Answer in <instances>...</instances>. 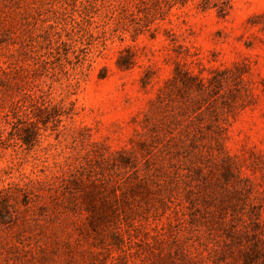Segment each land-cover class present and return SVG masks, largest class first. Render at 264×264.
<instances>
[{
  "label": "rangeland",
  "instance_id": "374dc122",
  "mask_svg": "<svg viewBox=\"0 0 264 264\" xmlns=\"http://www.w3.org/2000/svg\"><path fill=\"white\" fill-rule=\"evenodd\" d=\"M60 1L0 0V264H264V0L96 1L81 63Z\"/></svg>",
  "mask_w": 264,
  "mask_h": 264
},
{
  "label": "trees",
  "instance_id": "16d2710c",
  "mask_svg": "<svg viewBox=\"0 0 264 264\" xmlns=\"http://www.w3.org/2000/svg\"><path fill=\"white\" fill-rule=\"evenodd\" d=\"M96 1H101L108 11V19L101 34V38L106 41L108 36L115 31L110 27L112 21L118 20L122 23V27L127 29L128 24L125 21L133 20L135 24H139L142 15L148 18L154 14L160 8L163 0H133L130 6H126L120 0H61L62 7L52 9L51 17L42 18V14H38L42 25L39 34L33 37V42L37 44L39 53L42 54L43 48H48L60 55L63 49L66 56L70 53L74 54L78 63L87 61L89 53L86 46L90 39H95L94 31L89 27L91 22L89 13L96 8ZM204 2L205 8L213 6L221 10H224L223 8L229 4V1L226 0H204ZM68 13L70 14L69 20L65 18ZM136 20L139 21L136 22ZM77 51L82 54H77ZM44 56L42 54L40 58L43 59ZM0 71L3 75H8L6 69L0 67Z\"/></svg>",
  "mask_w": 264,
  "mask_h": 264
}]
</instances>
